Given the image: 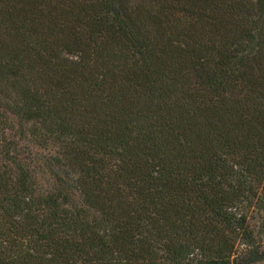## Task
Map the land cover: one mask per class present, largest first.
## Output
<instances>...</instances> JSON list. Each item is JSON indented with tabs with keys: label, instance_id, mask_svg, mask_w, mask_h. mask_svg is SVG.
I'll list each match as a JSON object with an SVG mask.
<instances>
[{
	"label": "trees",
	"instance_id": "16d2710c",
	"mask_svg": "<svg viewBox=\"0 0 264 264\" xmlns=\"http://www.w3.org/2000/svg\"><path fill=\"white\" fill-rule=\"evenodd\" d=\"M0 264H264V0H0Z\"/></svg>",
	"mask_w": 264,
	"mask_h": 264
}]
</instances>
